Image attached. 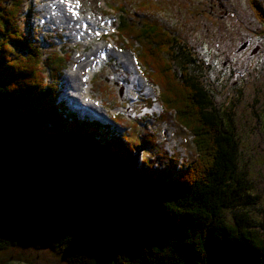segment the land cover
Returning a JSON list of instances; mask_svg holds the SVG:
<instances>
[{
	"label": "trees",
	"instance_id": "obj_1",
	"mask_svg": "<svg viewBox=\"0 0 264 264\" xmlns=\"http://www.w3.org/2000/svg\"><path fill=\"white\" fill-rule=\"evenodd\" d=\"M27 3L0 0V250L50 248L69 264H264V236L242 209L236 139L186 69L193 61L176 35L124 19L117 35L137 44L160 89L159 120L192 137L190 163L168 157L163 170L134 155L155 133L120 137L59 100L72 49L43 52L24 31ZM250 5L264 22L257 0Z\"/></svg>",
	"mask_w": 264,
	"mask_h": 264
},
{
	"label": "rangeland",
	"instance_id": "obj_2",
	"mask_svg": "<svg viewBox=\"0 0 264 264\" xmlns=\"http://www.w3.org/2000/svg\"><path fill=\"white\" fill-rule=\"evenodd\" d=\"M28 1L34 13L24 31H29L43 52L62 46L72 49L71 62L62 76L60 100L74 112L81 110V118L89 115L95 122L112 125L120 137L139 141L151 135L148 131L155 133V145L146 153L136 150L134 155L140 163L148 157L163 170L171 164L168 157L178 162L177 166L190 163L192 137L186 138L167 122L156 120L154 113L161 112L157 103L144 107L145 99L154 98L155 90L136 63L137 44L130 48L132 39L115 35L111 41L107 35L115 19L103 14L114 12L119 28L122 19L132 21L134 27L151 22L176 35L193 61L186 69L208 91L223 125L234 134L239 150L238 175L246 196L242 209L249 215L250 228L264 236V22L256 19L250 0H73L78 14L70 13L65 0ZM257 3L264 10V0ZM120 7L124 12L118 10ZM225 11L229 18L215 20ZM19 23L25 25L22 20ZM202 43L206 44L204 52ZM251 43L263 50L262 56L252 54ZM105 54L103 69L84 85V67L96 70ZM231 54L227 67L232 72L227 77L219 68L229 62L225 56ZM146 73L150 74V69ZM0 264L69 263L57 250L18 243L0 250Z\"/></svg>",
	"mask_w": 264,
	"mask_h": 264
},
{
	"label": "flooded vegetation",
	"instance_id": "obj_3",
	"mask_svg": "<svg viewBox=\"0 0 264 264\" xmlns=\"http://www.w3.org/2000/svg\"><path fill=\"white\" fill-rule=\"evenodd\" d=\"M212 17V16H211ZM216 19L215 20H226L227 18H229V14L227 13V11H225V13H224V15L222 16V17H220V15H217L216 17H215ZM214 22V21H213ZM221 47H222V44H221ZM250 49H253V54L254 53H257L260 49H256V48H254V46L252 45V44H250ZM224 50H225V47H224ZM225 57H227L228 59H229V62L227 63V64H225V65H223V67L222 68H219V73H221L222 75H223V73L224 74H227L226 76L228 77L230 74H231V72H232V70L230 69V66H228L227 67V65L228 64H231V61H232V54H231V56L230 57H228V56H225ZM214 59H215V61H216V63L218 64V59H217V57L215 56L214 57ZM224 68V69H223ZM224 71V72H223ZM222 78H224V77H221V79Z\"/></svg>",
	"mask_w": 264,
	"mask_h": 264
},
{
	"label": "bare ground",
	"instance_id": "obj_4",
	"mask_svg": "<svg viewBox=\"0 0 264 264\" xmlns=\"http://www.w3.org/2000/svg\"><path fill=\"white\" fill-rule=\"evenodd\" d=\"M99 64H101V63H99ZM84 68H86V76L84 77V80H83V84L85 85V83H88L92 79V77H93L94 73L96 72V70L95 69H91V67H84ZM68 74L71 75L72 73L69 72ZM84 105L85 104H82L81 107H83ZM84 108H85V106H84ZM92 113L96 114L97 112L95 110H93Z\"/></svg>",
	"mask_w": 264,
	"mask_h": 264
}]
</instances>
